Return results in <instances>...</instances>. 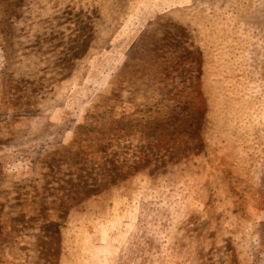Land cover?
<instances>
[{"label":"rangeland","instance_id":"1","mask_svg":"<svg viewBox=\"0 0 264 264\" xmlns=\"http://www.w3.org/2000/svg\"><path fill=\"white\" fill-rule=\"evenodd\" d=\"M259 8L0 0V264H249L264 173L251 197L225 137L264 112V94L250 107L240 92L253 71L264 83V14L249 32ZM167 183L201 196L183 191L161 240Z\"/></svg>","mask_w":264,"mask_h":264},{"label":"trees","instance_id":"2","mask_svg":"<svg viewBox=\"0 0 264 264\" xmlns=\"http://www.w3.org/2000/svg\"><path fill=\"white\" fill-rule=\"evenodd\" d=\"M249 3L250 5H252V1H249ZM242 4L243 2H241L240 6L234 9L235 14H239V16L244 10L242 8ZM251 14L255 22L249 32L256 34L257 31L261 29L264 10L259 8L252 11ZM240 25L241 24H239L238 27ZM194 62L199 65V62L197 60H195ZM190 63H192V61H190ZM224 68L225 73H228L230 69L226 66ZM203 75H207L206 69H203ZM258 80L259 79L256 77V72L253 71L246 76L243 81L244 86L240 89V92H242L241 97L248 101L247 105L250 107H252L254 104V102L250 100V98L258 99L259 96L264 94V83H260ZM247 105H243L242 107H245ZM236 106H239V101ZM250 110L252 111V109ZM240 111L241 108L238 107L236 112ZM262 114H264V112H262V108L247 114L246 126L243 129H232L231 134H228V137H225L226 142H228L227 144H231L233 146V148L228 149V151L232 152V157H236L238 169L246 176L244 178L247 180L244 183L247 185L251 197L254 196L261 188L260 177L264 173V117ZM69 122L70 120L66 117L62 119L61 128L59 129L58 133V139L53 143L56 142L58 144L59 140L66 134L67 131L71 129V125L69 124ZM218 159V157L214 159V171L219 175L221 174L223 176H226V178L230 176L231 180L234 179L235 177L233 176V172L235 169H232L228 163L221 166L220 163L217 162ZM1 167L2 165L0 164V169ZM239 170L238 172H240ZM171 181L172 180L168 179L169 183H171ZM169 183L163 186L160 195L158 196V202L161 205L159 206L160 215H157V217L166 215L165 223L158 224L160 226H156L155 230H153L157 234H160L158 237H160L161 240L163 239L162 235L164 232H166L167 230H172V228L168 227L170 224L169 221L173 219L175 211L178 212L181 208L180 202L188 200L190 195L193 201H197L201 196L198 194V192L201 191L197 189L199 187H197L195 184L187 183L182 185V187H176L175 185L173 187L171 185H168ZM172 184H175V182L173 181ZM183 191L189 192L190 195L185 197ZM171 202H173V204L176 203V208L173 210L169 207ZM153 204L155 203L153 202ZM254 227L255 228H252L247 232V237L249 238L247 241L248 250L252 255L251 259L249 258V264H264V223L257 224ZM160 258H162V256Z\"/></svg>","mask_w":264,"mask_h":264}]
</instances>
